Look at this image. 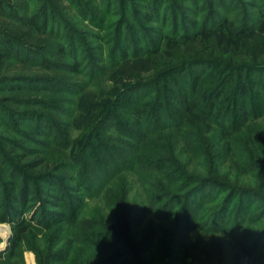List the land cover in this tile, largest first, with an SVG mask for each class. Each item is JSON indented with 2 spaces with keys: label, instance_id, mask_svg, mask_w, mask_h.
Returning a JSON list of instances; mask_svg holds the SVG:
<instances>
[{
  "label": "rangeland",
  "instance_id": "rangeland-1",
  "mask_svg": "<svg viewBox=\"0 0 264 264\" xmlns=\"http://www.w3.org/2000/svg\"><path fill=\"white\" fill-rule=\"evenodd\" d=\"M151 1L0 0V166H5L0 167V264H107L118 245L110 249L105 235L90 250L94 241L82 230L87 219H94L90 226L103 234L100 222L118 224V215L125 212L130 218L124 219L123 231H115L140 243L143 264H264L263 187L256 188L261 197L254 191L231 197L219 177L177 204V216L149 211L145 186L157 184L145 168L131 166L119 175L108 162L95 164L88 173L95 185L93 196L70 187L76 184L71 180L76 158L93 160L104 154L95 144L111 140L117 134L114 127L127 124L124 114L136 102L146 110L147 126L134 134L146 142L144 158L176 150L189 172L207 174L199 146L200 136L207 135L219 149L217 164L227 180L254 188L264 172V32L259 27L264 0H164L162 15L149 21L143 14ZM33 14L40 20L46 15V27L34 28L29 22ZM121 17L127 22L118 29ZM222 21L243 36L240 46H222L214 36L197 35ZM171 33H177L179 43L170 56L148 50ZM185 33L191 38L186 40ZM119 35L130 48L124 59L123 50H115ZM8 42L14 44L11 54L4 53ZM60 46H65L63 53H58ZM216 66L222 74L207 87L211 101L223 88L220 84L234 77L231 86L224 87L229 99L219 98L216 111L223 116L209 119V131L206 122L185 123L179 100L193 77ZM240 83L248 87L243 96L236 87ZM156 97L162 100L158 112ZM110 144L117 153L135 152L134 145ZM251 155L255 161L244 166ZM37 160L43 165L58 162L56 174L68 192L79 197L78 208L57 203V178L30 177L38 167L27 171ZM26 177L31 189L19 186ZM124 190L125 211L119 207ZM28 194L31 197H25ZM186 204L199 210L188 212ZM10 207H18L21 219L34 218L36 223L35 213L43 208L66 211L69 219L76 212L74 218L81 221H51L52 227L32 228L10 255L15 234L5 212Z\"/></svg>",
  "mask_w": 264,
  "mask_h": 264
},
{
  "label": "trees",
  "instance_id": "trees-1",
  "mask_svg": "<svg viewBox=\"0 0 264 264\" xmlns=\"http://www.w3.org/2000/svg\"><path fill=\"white\" fill-rule=\"evenodd\" d=\"M147 5V4H146ZM164 5V0H153L149 3V6L147 8L149 9L148 12H145L143 17H147L149 21H156L161 15H162V9ZM263 17L260 21L259 27L264 32V10L262 12ZM43 20H40V17L37 14H33L29 20V22L33 25L34 28L41 29L46 27V23L48 20V17L44 15ZM125 17H121L119 26H117L118 29H122V26H124L127 22ZM177 34V33H176ZM176 34H163L162 41H160L159 44L156 46H150L148 50L151 53H156L158 51H165L169 56L171 55V51L175 49L176 45L179 43V38L175 36ZM190 34H182V36L185 37V39H190ZM198 36L201 37H211L214 36L215 39H217L218 43L222 46L224 45H230V46H240V41H242V35L238 34L236 35L233 30L230 28V24L226 21H222L219 25H216L214 28H210L208 31H204V29H201L199 32H197ZM121 37L119 35L118 42L115 46V50H123V55L121 56L123 59L128 57L129 53V46L123 43L121 41ZM181 37V36H180ZM163 44V45H162ZM162 45V46H161ZM165 46V47H164ZM58 53H63L65 51V46H60ZM14 44L12 42H8V47H5L4 53L11 54L13 52ZM119 50V51H120ZM4 56V55H3ZM220 63V62H217ZM78 67V62L77 66ZM219 74H222L221 67H213V69L206 75H196L193 77L190 81V87L187 90V92L184 94V97L181 101V105L183 106V113L182 118L184 119L186 124H189L191 126L197 125L199 122H206L208 125L209 131L211 129V126L209 125V119H218V116H223L220 113L216 111L219 98L221 95L226 96L225 99H229L230 96L226 94V84L228 83L229 86H231V77H234L232 75H229L226 82L223 85L222 89H220L219 94L214 98V100L211 101L209 92L210 90L207 89L208 85L211 83L210 81L217 78ZM224 74V73H223ZM222 78L224 76L222 75ZM222 78L219 79V81H222ZM230 81V82H229ZM217 83V82H216ZM236 85V84H235ZM219 87V85H217ZM238 88V91L240 92V95H245L248 92V87L245 84H238L236 85ZM226 94V95H224ZM159 98V97H158ZM156 97V108L155 112H158L161 110L162 105L159 103L161 100ZM201 100L204 102V106H201ZM162 101V100H161ZM224 101V100H223ZM47 103L48 101L45 100ZM145 108L142 107L139 102H136V104L133 106V108L126 112L124 114L125 121L127 124H122V126L114 127V130L117 131V134H112L110 137L111 140L105 141L103 144L96 143L99 149H104L106 152L104 154H99V156H95L93 160L86 156L85 158L78 159L76 158L77 164L74 165V176H72L71 180H74L76 184H73L74 186H70L71 189H76L78 187V192L85 193L87 196L92 195V191L95 187L94 181L89 177V171H91L90 168H92V165L98 164L103 165V163L108 162V164H112L115 172L118 170L119 175L127 172L130 170V167H135L136 170H141L142 168L148 169V172L151 175V179H154L156 182V186L149 185L145 186L146 195V205L149 207V211H160L163 210V212H166V215L171 214V216L174 215L176 212L177 204L181 202H186L189 197H192L194 194L202 190L206 185L213 184L217 182V179L220 177V183L224 185V187L230 192V196L233 197L235 194L240 193V191H254L256 195L261 197L259 190L256 188L263 187L264 188V172H261L259 174V181L257 182V186L254 188H250L249 184L241 185L238 179L235 180H227V176L221 174L220 168L217 164V159L219 156V149L215 142L212 141V139L209 136H200L199 138V146L201 150L202 157L205 159L206 162V171L207 174L200 175L194 172H189L187 169L186 164L183 166L184 163L183 159L180 157L179 153H177L176 150H163L158 153H155L154 156L146 157L144 158L142 155L143 146L146 144V142L142 139H134V134L136 130H145L144 126H147L144 124V113ZM121 122V120H118ZM111 126V124H110ZM223 133L226 137H230V134L228 133L227 129L223 128ZM117 142L119 144L118 147H125L129 148V145L135 146V152L127 151L125 153H117L115 148L112 146L113 142ZM83 152L85 151L84 149ZM86 153V151L84 152ZM130 153V154H129ZM133 153V154H132ZM132 154V155H131ZM116 157V162L114 165V160ZM0 156V160H1ZM2 161V160H1ZM254 160V156H248L246 162L243 164L244 166H247L249 163H251ZM42 162L34 161V165L30 168L29 172L34 171L36 167L37 170L31 173L30 177H38V179L42 181H54L56 179L60 185V194L58 197L59 205L61 206H69V204L72 205L73 209L78 208V200L79 197L75 194H71V192H68L69 186H66L60 179L56 173L59 168H57L58 162L51 161L48 163H45L42 166ZM23 164V168H24ZM105 166V165H103ZM1 168H5V166H0ZM152 167V169H151ZM0 168V169H1ZM22 168V169H23ZM116 169V170H115ZM25 171H22L25 175ZM26 172V173H27ZM84 177V178H83ZM216 177V178H214ZM27 177L24 178L20 185L23 189L26 187L27 189H31V186L28 185ZM60 181V182H59ZM93 184H91V182ZM208 181H216V182H208ZM228 181V182H227ZM220 185V184H218ZM49 191V190H48ZM51 193V192H50ZM93 196V195H92ZM90 196V197H92ZM257 196V197H258ZM25 197H31V194L26 195ZM67 197H70L67 199ZM128 197V191L124 190L120 194V204L119 207H122V210L125 211L124 207L128 206L127 198ZM46 199V198H45ZM47 202H51V200H46ZM52 203V202H51ZM47 204V203H46ZM89 205V204H88ZM9 207V206H8ZM188 212H197L199 209L195 210V208H192V206L187 205ZM152 209V210H151ZM18 207H10L9 209H6L5 212L7 213V218L10 220L14 226L15 234L13 237V245L9 247L8 253L10 255H14V251L22 241L24 240L25 236L30 232L32 228H39L40 225L45 228L52 227L50 224L51 221H55L56 225L57 223L64 222L65 219H69L67 216L66 211L63 213H60V211L55 212H49L46 210V208L39 209L37 213H35L37 218V223L25 219H21ZM86 210V209H85ZM180 211V208H179ZM76 213V212H74ZM73 213V219H69L71 224H76L79 221V218H74L75 215ZM79 213V210L77 214ZM178 214V213H177ZM103 217V215H101ZM177 216V215H174ZM35 217V216H34ZM67 217V218H66ZM118 224H111L108 225L106 222H100L99 227L102 228L105 233L101 234L99 230H97V227L92 228V226L95 223L94 219H87L86 224L87 226H84V237L88 239L91 242L90 250L92 247H96L99 245L97 243V239L103 237L106 235L107 241H108V247L110 249H114L117 245L119 247L118 253L116 255L111 256L110 260H107V264H116L117 261H119L117 264H143L141 259V246L140 243H137L133 237H125L123 238L117 231L121 229L123 231V223L124 219L130 218L129 212H125L124 215L120 214L118 215ZM49 219V220H47ZM75 219V220H74ZM81 221V219H80ZM79 221V222H80ZM96 225V224H95ZM63 228L65 226H58V228ZM117 229V231H115ZM75 231L79 232L77 227H75ZM80 233V232H79ZM114 243V244H113ZM15 249V250H14ZM111 255V253L109 254Z\"/></svg>",
  "mask_w": 264,
  "mask_h": 264
}]
</instances>
